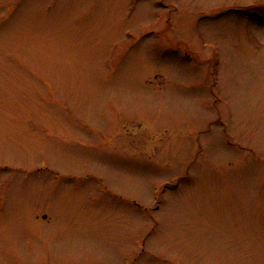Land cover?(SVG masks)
Returning a JSON list of instances; mask_svg holds the SVG:
<instances>
[{"label":"rangeland","instance_id":"374dc122","mask_svg":"<svg viewBox=\"0 0 264 264\" xmlns=\"http://www.w3.org/2000/svg\"><path fill=\"white\" fill-rule=\"evenodd\" d=\"M0 264H264V0H0Z\"/></svg>","mask_w":264,"mask_h":264}]
</instances>
